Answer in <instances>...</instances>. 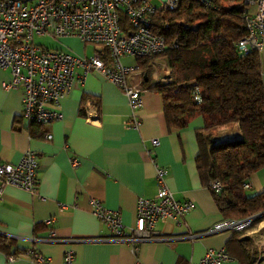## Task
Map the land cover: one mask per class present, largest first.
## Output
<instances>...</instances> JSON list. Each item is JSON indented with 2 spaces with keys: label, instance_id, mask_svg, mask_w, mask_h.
Here are the masks:
<instances>
[{
  "label": "crops",
  "instance_id": "crops-1",
  "mask_svg": "<svg viewBox=\"0 0 264 264\" xmlns=\"http://www.w3.org/2000/svg\"><path fill=\"white\" fill-rule=\"evenodd\" d=\"M63 39L52 47L83 52L84 45L77 39ZM121 58L124 63L135 61L129 54ZM260 60L264 84V36ZM9 79L10 70L0 68V161L17 162L27 149H32L38 169L36 193L10 184L3 188L0 236L6 237L9 244L0 247V264H63L67 250L73 251L72 264H197L209 247L225 246L230 227L209 230L228 218L195 164V130L203 125L201 115L185 127L168 129L161 95L144 79L143 105L136 112L141 123L138 128L131 127L125 123L132 115L125 94L98 72H90L61 100L60 120L45 125L28 123L21 116V88L2 86ZM170 80L168 73L163 82ZM84 95L98 99L96 120L93 114L92 119L85 117ZM46 133L52 137L47 139ZM216 135L215 139L221 140L240 136L241 131L233 123L221 126ZM152 137L159 138L158 145H152ZM153 157L167 169L166 183L175 198H191L193 207L181 218L157 220L155 239L136 243L106 239L110 230L92 213L89 199L97 197L106 207L119 211L128 231L135 219L137 198L153 197L157 191ZM73 158L78 160L77 165ZM247 181L246 196L264 189V166L251 172ZM262 214L255 225L264 232ZM49 217L53 219L47 224L45 219ZM50 228L53 239L48 237ZM257 236L264 237L260 233ZM31 247L49 261L7 257ZM255 251L252 264H264V253ZM220 264L244 262L231 257Z\"/></svg>",
  "mask_w": 264,
  "mask_h": 264
},
{
  "label": "built area",
  "instance_id": "built-area-1",
  "mask_svg": "<svg viewBox=\"0 0 264 264\" xmlns=\"http://www.w3.org/2000/svg\"><path fill=\"white\" fill-rule=\"evenodd\" d=\"M181 0H0V68L10 70V79L4 88L20 87L22 91L21 116L28 123L45 125L63 116L61 100L77 84L84 82L90 72H98L114 83L127 97L132 115L125 121L138 128L141 121L136 115L143 105L141 82L145 71L137 58H149L150 84L163 81L170 67L155 55L164 51L166 40L152 29V16L159 9H175ZM205 8L213 0H196ZM253 5L244 15L243 32L237 39L240 51L248 48L261 49L264 36V0H244ZM35 36H51L56 41L73 37L83 45H96L92 53H75L68 48L49 47L35 41ZM173 42L171 47H176ZM109 50L104 57L102 48ZM135 57L133 63H124L122 56ZM148 79V78H146ZM195 98L199 99L197 92ZM98 103L88 97L84 101L87 119H97ZM93 114L94 117H90ZM45 137L50 139L51 133ZM153 146L159 144L152 137ZM77 165L78 160L72 159ZM157 191L153 197L137 198L136 215L127 231L117 210L106 207L97 198L89 199L91 211L104 221L110 235L106 239L127 240L132 243L155 239L158 233L155 222L166 217L181 218L194 205L191 198L177 199L166 183L167 169L153 157ZM38 169L36 152L27 149L17 162L0 161V197L6 185H15L36 193ZM245 187L249 185L244 182ZM207 187L218 193L221 181L212 178ZM255 215L241 219H224L215 223L209 231L223 228H247L246 234L253 239L252 249L264 253V237L254 234L251 221ZM53 217L46 218L50 224ZM53 239L52 229L49 236ZM134 248V247H133ZM73 251L63 255V264H72ZM25 257L46 263L49 257L35 248L27 249ZM8 259L14 258L7 255ZM231 258L224 247H209L197 264H220Z\"/></svg>",
  "mask_w": 264,
  "mask_h": 264
},
{
  "label": "trees",
  "instance_id": "trees-1",
  "mask_svg": "<svg viewBox=\"0 0 264 264\" xmlns=\"http://www.w3.org/2000/svg\"><path fill=\"white\" fill-rule=\"evenodd\" d=\"M248 5L244 0H213L205 8L196 0H181L175 9L157 10L152 29L165 38L166 47L154 57L170 67L171 80L149 84L161 95L168 129H180L193 117L202 116L203 125L195 130L198 173L206 186L212 178L221 181L220 191H211L226 218L255 215L252 226L264 212V189L246 196L243 184L251 172L264 166V84L260 50L237 47ZM173 42L176 47H171ZM102 52L110 57L108 48ZM149 60L137 58L148 79ZM88 96L84 95L82 103ZM91 98L98 103L96 96ZM233 123L238 124L240 136L215 139L221 126ZM230 229L225 250L232 258L252 264L256 251L250 237L243 235L245 228ZM7 241L0 236V247L8 246ZM27 249L11 255L24 256Z\"/></svg>",
  "mask_w": 264,
  "mask_h": 264
},
{
  "label": "rangeland",
  "instance_id": "rangeland-1",
  "mask_svg": "<svg viewBox=\"0 0 264 264\" xmlns=\"http://www.w3.org/2000/svg\"><path fill=\"white\" fill-rule=\"evenodd\" d=\"M249 6V8L251 7V9H252V7H253V5H251V4H249L248 5ZM250 10V9H249ZM35 41H37V42H39V43H41V44H43V45H46V46H49V47H52V46H54L58 41H56V39H54L53 37H51V36H35ZM63 41H76L75 39L74 40H72V39H70V40H68V39H63ZM58 44V43H57ZM95 47H96V45L95 44H93V43H91V42H88V43H86L84 46H83V51L86 53V54H90V53H92L93 52V50L95 49ZM225 133V132H224ZM217 136V135H216ZM220 136L222 137V136H224V134H220ZM218 137V136H217ZM256 223H254L252 226H251V229H255V232H254V234H258V233H260V235H264V232L263 231H261V230H259L258 228H256L257 226L255 225ZM256 229H258V230H256ZM246 231H247V228H245V231H244V233H246ZM256 234V235H257ZM250 241L253 243V239L252 238H250Z\"/></svg>",
  "mask_w": 264,
  "mask_h": 264
},
{
  "label": "water",
  "instance_id": "water-1",
  "mask_svg": "<svg viewBox=\"0 0 264 264\" xmlns=\"http://www.w3.org/2000/svg\"><path fill=\"white\" fill-rule=\"evenodd\" d=\"M146 78H147L146 75H144V79H146ZM259 214H262V213H259ZM259 214H258V215H259Z\"/></svg>",
  "mask_w": 264,
  "mask_h": 264
}]
</instances>
